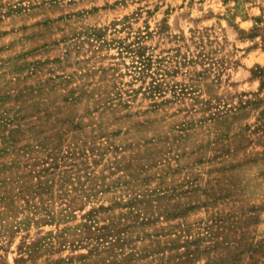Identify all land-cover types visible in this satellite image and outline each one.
<instances>
[{"label":"rangeland","instance_id":"rangeland-1","mask_svg":"<svg viewBox=\"0 0 264 264\" xmlns=\"http://www.w3.org/2000/svg\"><path fill=\"white\" fill-rule=\"evenodd\" d=\"M0 264H264V0H0Z\"/></svg>","mask_w":264,"mask_h":264}]
</instances>
